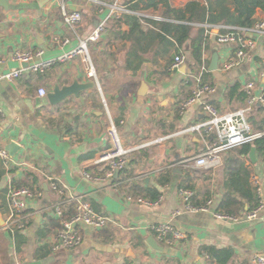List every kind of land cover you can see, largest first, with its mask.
I'll return each instance as SVG.
<instances>
[{
	"label": "crops",
	"instance_id": "0c3cea01",
	"mask_svg": "<svg viewBox=\"0 0 264 264\" xmlns=\"http://www.w3.org/2000/svg\"><path fill=\"white\" fill-rule=\"evenodd\" d=\"M4 1L6 6L0 4V138L2 145L17 142L20 150L9 166L0 159L3 221L7 208L4 189L30 185L34 178L33 187L40 185L41 196L28 203L30 215L22 231L10 234L0 224V264H218L203 255L205 246L230 249L232 258L226 264H251L255 253L264 254V158L256 151L254 162L249 154L244 157L250 182L256 175L260 183L259 195L255 192L262 202L257 217L217 218L213 212L225 191L223 182L230 167L226 159L235 153V148L223 153L217 167H186L179 161L198 154L204 148L203 138L196 132L177 134L203 118L201 101L225 113L246 105L247 82L254 81V95L263 90L264 78L260 76L264 69L263 35L254 36L255 47L237 66L223 69L222 64L233 48L217 44L212 28L206 34L203 57L209 62L216 48L218 66L214 71L207 70L209 73L202 80L212 85L213 90L181 110L180 103L192 86L186 72H195L191 68L194 62L188 52L189 43L181 50L188 57L185 71L182 65L172 70L174 48L164 53L160 44L148 45L147 39L136 45L130 33L131 21L126 16H140L144 27L151 29L153 26L147 20H169L162 14L165 8L161 3L155 9H142L140 3L132 10L122 4L123 0ZM188 1L191 0H168V3L173 8H183ZM62 9L79 11L82 19L70 27L63 21ZM253 17L264 18V12L256 9ZM100 22L104 23V30L99 39L88 42L95 79L87 76L86 64L80 56L55 61L43 73L32 72L27 63L12 58L15 50L29 46L43 50L34 61L53 59L76 46L80 39L85 40ZM226 26L222 25L219 32ZM196 27L192 28L191 37L196 35ZM156 50L159 55L154 57ZM136 53L144 58L139 66L133 57ZM19 68L24 70L14 81L2 78L7 71ZM75 78L79 82L94 81L95 86L55 104L48 101L47 93L54 84H71ZM235 83L239 85L237 91L228 96L229 87ZM39 87L46 89L45 96L37 95ZM249 115L259 124L264 117V102L254 103L246 112ZM110 118L117 124L124 143L135 147L114 180L103 178L105 165L90 164L92 158L109 146L106 128ZM160 137L163 140H158ZM14 163L22 165L13 166ZM157 167L162 170L153 171ZM85 172L93 177H87ZM49 177L66 184L74 194H84L95 211L111 218L98 234L85 225L77 226L82 234L77 248L52 249L57 229L52 222L57 219L46 212V207L59 200V196L49 187ZM126 179L117 190L112 187L114 181ZM182 186L192 187V204L212 199L209 210H185L179 193ZM150 188L160 194L157 204L126 200L125 193L146 200ZM167 221L184 233L183 239L166 243L150 231L152 224ZM150 236L162 250L147 243Z\"/></svg>",
	"mask_w": 264,
	"mask_h": 264
},
{
	"label": "built area",
	"instance_id": "2783aa9c",
	"mask_svg": "<svg viewBox=\"0 0 264 264\" xmlns=\"http://www.w3.org/2000/svg\"><path fill=\"white\" fill-rule=\"evenodd\" d=\"M114 8L123 10V8L115 5ZM62 18L68 26L72 27L80 22L82 16L79 11L62 9ZM220 27L222 25H206V33H211L212 28L216 29L217 32H214V29L212 30L214 32V41L217 44H228L233 48L232 54L222 64L223 69H230L237 66L247 56L248 52L255 47L254 36H264V18L256 20L250 27L226 26L223 31L219 32ZM103 30L104 23H98L85 40L80 39L76 46L63 51L53 59H39L34 61L35 58L41 57L43 50L32 49L29 46L15 50L12 53V58L20 63H27V68L32 72L43 73L55 61H67L80 56L86 64L87 76L95 79V70L89 56L88 42L98 40ZM66 42L67 40L64 41V43ZM187 59V55L182 52L175 54L170 63V69H178L181 65L187 64ZM207 66L208 62L203 57V62L197 73L191 71L186 72V76L191 80L192 86L188 96L180 103L179 109L183 110L185 107L199 102L202 96L213 90L212 85L202 80V75L207 71ZM23 70L24 68L9 70L2 75V78L7 81H14L21 75ZM260 76L264 78V69L261 70ZM253 87L254 81H249L245 84L244 90L247 94L246 105L233 111L219 113L212 104L205 101L200 102V112L203 118L193 125L178 130L177 134L189 132L198 133L203 138L204 148L196 155L181 159L179 161L180 164L193 168L217 167L221 163L223 153L243 144L251 143L264 133L254 130L246 116V112L250 110L254 103L264 102V88L258 95H254ZM46 93L47 91L44 87L37 89V95L39 97L45 96ZM106 130L109 136V146L92 158L90 164L94 167L105 165L103 178L114 180L115 171H120L124 168L128 154L135 147L127 146L124 143L118 131L117 124L111 118L109 119ZM158 140H163V137H160ZM11 158L9 152L2 145L0 138V159L4 165L9 166L12 162ZM15 164L17 166L22 165V163H14L12 165L14 166ZM161 170L162 167H157L153 171L159 172ZM85 175L87 177H93L88 172H85ZM127 181L128 179L114 181L112 187L117 190L122 182ZM48 184L59 196V200L46 207V212L52 213L56 219L60 220V226L55 230L52 237V249L54 251L62 248L74 249L81 244L82 234L77 226L85 225L91 228L94 234H98L111 221L108 215L95 211L85 199L84 194L70 192L66 184L52 177H49ZM251 184L255 192L259 195L260 183L258 182V176H253ZM179 193L181 194L182 204L185 210L193 212L209 210L212 199H207L203 204L196 206L190 202V198L193 195L192 190L180 188ZM125 194L127 195V201L157 204L159 200L158 198L155 201H150L141 197H133L131 193ZM5 196L7 208L1 229L10 234H14L22 231L26 227L30 215L27 212L28 203L41 196V187L40 185L37 188L30 187L28 184L9 186ZM70 208L72 212L67 218H63L64 212ZM260 208H262V202L258 196V205L243 215L232 216L218 211H214L213 214L217 218L226 220H238L240 217L250 220L257 217ZM175 213L178 214L179 209ZM149 229L157 238L165 240L166 243H171L173 240L179 241L184 238V233L168 221L152 224ZM203 255L206 256V254ZM251 264H264V254L255 253L252 257Z\"/></svg>",
	"mask_w": 264,
	"mask_h": 264
},
{
	"label": "trees",
	"instance_id": "16d2710c",
	"mask_svg": "<svg viewBox=\"0 0 264 264\" xmlns=\"http://www.w3.org/2000/svg\"><path fill=\"white\" fill-rule=\"evenodd\" d=\"M140 3H142V9H155L158 4L161 3L165 8L162 14L164 18L169 20H147L151 22L153 27L151 29H146L140 21L142 20L140 16L126 15L131 21L130 33L133 34L132 41H134L136 45H139L143 39H147L148 45L160 44L161 50L164 53H167L168 48L173 47L175 54L180 53L184 44L188 42V52L194 62L191 68L192 70L195 69V73H197L203 62V52L207 46L206 24L250 27L256 21L253 17L255 10L260 9L264 12V0H205L203 4L191 0L188 1L183 8L171 7L168 0L122 1V4H124L126 8L132 10L138 7ZM229 5H232L233 8ZM194 25H197V33L195 36L191 37L190 32ZM157 55L159 54L156 50L154 51V57ZM133 57L138 60L137 66L141 65L144 61V58L138 53L133 54ZM205 73L209 72H204L202 78ZM238 87L239 85L237 83L231 85L228 90V96H232L233 93L237 91ZM244 96L246 98L247 94L244 93ZM247 119L253 123L257 131L264 132V117L260 120L259 124H256L253 116L249 115ZM251 148L255 149L258 156L264 158V133L251 143H246L235 148V153L226 159V165L230 167L228 168L227 178L225 182H223L225 191L221 195V200L216 211L232 216H239L258 205V196H256L255 189L249 180L250 171L244 166V157L249 154ZM33 184L34 178H32L29 186L33 187ZM182 188L192 190V187L190 188L189 186H182ZM6 192L7 189H4V196ZM148 195L149 197L146 199L150 201H155L160 196L159 192L152 188L148 191ZM207 195V198H209L210 194L208 192ZM4 203H6V196L4 198ZM194 204L196 206L200 205V203L197 202ZM0 208H2L1 203ZM71 212V208L67 209L64 212L63 218H67ZM59 226L60 220L57 219V221L52 222L53 228H59ZM17 233L18 232L14 233V235ZM203 251H205L204 253L208 259L218 264H226L232 258V251L228 248L205 246Z\"/></svg>",
	"mask_w": 264,
	"mask_h": 264
},
{
	"label": "water",
	"instance_id": "95a60500",
	"mask_svg": "<svg viewBox=\"0 0 264 264\" xmlns=\"http://www.w3.org/2000/svg\"><path fill=\"white\" fill-rule=\"evenodd\" d=\"M0 4L5 5V1L4 0H0ZM214 32H217L216 29H214ZM218 59H219V55L218 52L215 50L211 53L209 62H208V66H207V70L209 71H214L217 69L218 66ZM187 64H183L182 65V71H185ZM95 86V82L94 81H86V82H79L77 78H75L71 84H67V85H63V86H59L58 84H54L53 88L50 92L47 93V99L51 104H55L57 102L62 101L65 97L70 96V95H78L79 92L86 90V89H91ZM4 148L9 152V155L11 157H13L19 150H20V145L15 142V141H9L8 143H6L4 145ZM254 152L255 149L251 148L250 152H249V157L250 159L254 162L255 158H254ZM118 174V171H115L114 176H116ZM146 181V179H145ZM3 223V218L2 215L0 213V224ZM147 243L154 249H159L162 250V247H160L157 242L155 241V239L150 236L147 239Z\"/></svg>",
	"mask_w": 264,
	"mask_h": 264
},
{
	"label": "rangeland",
	"instance_id": "374dc122",
	"mask_svg": "<svg viewBox=\"0 0 264 264\" xmlns=\"http://www.w3.org/2000/svg\"><path fill=\"white\" fill-rule=\"evenodd\" d=\"M65 249V248H64Z\"/></svg>",
	"mask_w": 264,
	"mask_h": 264
}]
</instances>
